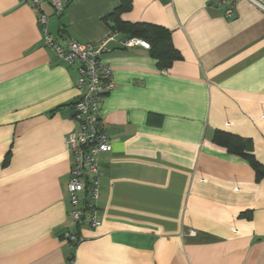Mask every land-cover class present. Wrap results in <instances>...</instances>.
Segmentation results:
<instances>
[{
    "label": "crops",
    "instance_id": "1",
    "mask_svg": "<svg viewBox=\"0 0 264 264\" xmlns=\"http://www.w3.org/2000/svg\"><path fill=\"white\" fill-rule=\"evenodd\" d=\"M49 2V33L100 43L115 89L101 103L112 151L98 157L96 229L64 238L78 129L77 66L44 44L38 10L0 0V264H264V176L214 136L248 139L264 166V11L240 1L132 0L121 21L170 31L182 59L160 69L123 47L108 16L120 0Z\"/></svg>",
    "mask_w": 264,
    "mask_h": 264
},
{
    "label": "built area",
    "instance_id": "2",
    "mask_svg": "<svg viewBox=\"0 0 264 264\" xmlns=\"http://www.w3.org/2000/svg\"><path fill=\"white\" fill-rule=\"evenodd\" d=\"M38 10V24L44 44L52 50L58 59L69 66H77L78 80L76 89L79 97L73 106V120L78 124L76 131L64 137L66 151L73 164L69 172V216L75 224L74 230L66 231L63 236L71 246H77L83 238L78 230L85 225L96 229L102 225L98 218V200L100 197L98 157L112 151V144L105 131L101 117L103 98L115 89L112 69L102 60L108 49V42L115 39V34L100 43H83L74 38L63 45L49 33V17L43 10V3L49 2L55 12L60 14L65 6L60 0H20ZM240 1L264 11V0H220L217 6L224 7L227 17L233 15V6ZM123 47L141 46L148 49L149 44L137 38L121 42Z\"/></svg>",
    "mask_w": 264,
    "mask_h": 264
},
{
    "label": "trees",
    "instance_id": "3",
    "mask_svg": "<svg viewBox=\"0 0 264 264\" xmlns=\"http://www.w3.org/2000/svg\"><path fill=\"white\" fill-rule=\"evenodd\" d=\"M131 9L132 0H120V6L108 16V19L114 23L115 31L126 34L127 39L137 38L146 41L160 69H168L175 61L182 59L181 54L174 48L171 33L167 29L149 24L122 22L120 20L122 14ZM214 141L224 144L235 153L246 156L250 159L257 177L264 176V166L251 155L253 148L250 140L218 131L214 136Z\"/></svg>",
    "mask_w": 264,
    "mask_h": 264
}]
</instances>
